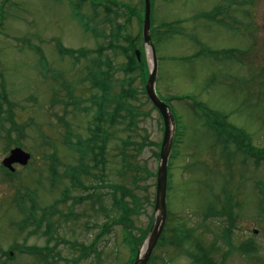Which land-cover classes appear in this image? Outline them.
I'll use <instances>...</instances> for the list:
<instances>
[{
    "label": "rangeland",
    "instance_id": "1",
    "mask_svg": "<svg viewBox=\"0 0 264 264\" xmlns=\"http://www.w3.org/2000/svg\"><path fill=\"white\" fill-rule=\"evenodd\" d=\"M115 1L120 14L110 23L102 8L95 16L88 1L78 9L71 0H0V81L6 95L0 115V264H128L133 253L126 232L139 236L142 230L146 235L138 252L145 251L155 219L163 122L143 93L152 66L151 48L144 46L140 31L143 0ZM150 2L155 89L170 108L175 130L177 126L184 134L170 152L163 228L181 226V234L193 229L180 245L163 240L156 248L157 241L150 264H200L189 254H197L198 247L209 250L216 263L224 258V264H264V0ZM217 8L224 13L222 20L201 18ZM118 24L124 34L115 38L120 47L113 50L109 32ZM125 36L133 41L141 36L136 42L146 60L144 80L140 69L126 70ZM61 48L88 53L77 60ZM106 57L113 68L111 95L132 92L127 108L138 114L130 127L123 118L126 110L115 116L114 124H101L105 187H99L100 168L94 167L89 151L85 163L92 165L93 176L81 175V186L71 178L79 153L66 140L74 145L89 136L97 110L93 101L101 88L83 81L85 68L89 61L95 65ZM9 113L16 127L8 133L12 123L3 117ZM225 126L239 134L226 135L229 143L219 131ZM15 147L31 158L27 165H15L14 175L8 176L1 160ZM54 168L59 174L55 182ZM110 183L124 185L132 195L123 198L134 211L126 223H119L122 210ZM115 197L121 198L119 192ZM19 198L23 208L36 207V220L43 218L41 209L48 214V222L35 233H30L34 226L29 222L20 228L18 221L26 212L14 205ZM225 203L233 206L232 213L210 215ZM46 225L56 228L60 242L45 234Z\"/></svg>",
    "mask_w": 264,
    "mask_h": 264
},
{
    "label": "trees",
    "instance_id": "2",
    "mask_svg": "<svg viewBox=\"0 0 264 264\" xmlns=\"http://www.w3.org/2000/svg\"><path fill=\"white\" fill-rule=\"evenodd\" d=\"M75 1H76V7L79 9L81 2L86 1V0H75ZM89 1L91 4L90 7H91L93 14L95 16H97L99 13V8H102V10H104L106 12V15L104 16L105 19L110 23H112L113 19H116L120 14L119 4L115 0H104L101 3H99L95 0H89ZM112 7H115V9H112ZM204 18L206 20H213L214 16L211 13V14L205 15ZM170 27L171 26H163V28L167 29V31H172L173 28H170ZM123 32H124V27L122 25H119V24L110 29L109 36L111 37V35H112L111 40L113 41L112 43H110V45H111V48L113 50L120 47V46L118 47V45H116L115 38L121 37L120 34H123ZM95 33H96V31L93 32V34H95ZM123 38L127 42V46H125L127 48L125 49V52H124V54L128 56V62H127L128 64L126 65V70H127V72L130 73V72L135 71L136 69H140L141 70V72H140L141 77L144 80V75H145V71H146V60H145L142 45L137 46V42H136L138 40H141V36H139L138 38H135L134 41H133V39L127 38L126 36ZM107 46L109 47V45H107ZM101 48H102V50H104L105 46H101ZM136 48L140 51V60H138L134 54V51ZM61 50L64 54H67L70 56L76 55L77 60H78V57H85L88 53V51L85 49L84 50L83 49L71 50V49H67V48H61ZM98 54L101 55V53H98ZM95 65H93V63L90 61L87 63L86 68H85V70H86L85 76L83 78V81H88V83L90 84L91 87L97 88V89L101 88V94L98 97H96L95 100L93 101V105L97 109V110L95 109L96 111L94 112V117H93V123L94 124H93V126H91L90 128L87 129L89 132V136L86 139L78 140L77 142L75 141L74 145H73L70 142L69 137H67L66 144L72 145V148L75 149L79 153V160L78 161L80 164L77 166V169L75 170V175H72V177H71L73 184H78V185L83 186V184L80 181V176L83 174L93 176L92 172L90 171V169L92 168V165H88L85 163V156H86L87 152L89 151L92 154L91 158L93 160L94 167L100 168V174L96 176V179L98 181H100L99 187H105V185L103 183V181L105 180V177H106V173H105V169H104L105 164H106L105 159H104L105 152H104V146L98 144V141L100 139H102V126H101V124L105 123L107 121L111 124H114L115 116L116 115L122 116V115H120V112L122 110L123 111L126 110L125 115H123V118L129 119L127 126L130 127L131 125H134L138 113L135 112L133 109L127 108V106L130 107L129 104L127 103V100L129 97L133 96L132 92H130V91L127 92V91L123 90V91H121L120 94H117L115 96V98L111 95V79H112L111 78V73H112L111 71L113 68L111 65V61L108 59V57H106L103 60V62L95 63ZM102 65H104L103 68H101ZM102 69H104V70H102ZM108 69L110 70V73H108V71H109ZM107 81L109 82L108 85H110V88H108ZM144 82L145 81H143V84H144ZM2 91H3V85H2V82L0 81V112H1L0 115H2L4 113V111L2 110V107H1V100H2V98L5 99L4 97L6 96L5 93ZM143 93L145 94L144 88H143ZM184 98L191 99V97H189V96H186ZM181 99H183V98H181ZM113 102L115 103L113 111L111 110L112 112L111 111L107 112V107L110 104H112ZM195 106L199 107V104H195ZM207 113L209 114L208 111H207ZM11 116H12V114L9 113L8 117H3V118L8 119V118H11ZM9 121H11L12 125L8 129V131H7L8 133L10 132L11 129H13V127H16L15 123L12 122V120H9ZM175 121L177 122L176 118H175ZM210 124L212 126H214L217 123L214 121H211ZM224 128H226L228 130V128L226 126ZM215 129H217V128H215ZM226 129H223V127H221V129L219 130L222 133L221 136L224 137V135H230L229 133H226L228 131L225 132ZM183 135H182L181 129L176 126L174 140H173V147L176 146V144L181 143ZM226 138H227V136H226ZM158 154L159 153L157 152V156H158ZM172 157H174V153L171 154V158ZM4 171L7 173L8 176L14 175V174L6 171V170H4ZM51 172H52V170H51ZM52 175H53L54 182L57 181L58 180L57 176L59 174L56 173L55 168H54V174L52 172ZM54 185H55V183H54ZM109 186L111 189H113V192H110V193L112 196H114L115 204L117 206H119V208L122 210V217H121V220L119 223H122V222L126 223L128 216L130 215L131 212L133 213L134 211L127 206V204H126V202H124L123 198L126 196H132V195L129 194L128 189L124 185L110 183ZM85 189H88V188H85ZM94 192L97 193L96 191H94ZM116 192L117 193L119 192V194L121 196V198L118 200L115 197ZM65 195L66 194H64L62 196V198H64ZM96 196H99V195L97 194ZM133 202H134L135 207H140V204L138 203L137 200H133ZM232 208H233V206H228L225 203V205L223 207H221L218 211L211 209L210 215H213V216L216 215L218 217H221L225 213L226 214L232 213ZM29 211L30 212H29V215L26 216L28 218H27V221H25V223L29 222V224L33 225L34 229L30 233H35L36 229H38V227L42 223H44L45 220H46V222H48L49 217H47L48 214H47L46 210L41 209L40 212H41L43 218L40 221L36 220V216H35L36 207L33 204L29 208ZM56 211L57 210H55V212ZM44 215L46 216V218H44ZM61 215L63 216V218L65 220H67V214H61ZM25 223L24 222L22 223L23 228H24V226H26ZM166 226H167V224H166ZM86 228L89 229V226H86ZM104 228H106V227H104ZM104 228H102V231L104 230ZM176 228H178V229H176ZM125 230L128 231L127 228ZM192 230L193 229H186L181 234V232L183 231V227H181V226H179V227L174 226V227H168V228L166 227V228H164V230L162 231V233L160 235V238L158 240V246H156V248H158L161 243H164L165 240L169 241L173 245H180L182 242H185V241L190 239V235H191ZM167 231H169L171 233V237H168V238L165 237ZM126 233H127V241L126 242L129 246H131V252L133 253L131 260H129L127 263L131 264L132 259L135 256L137 249L142 244V241L146 235V232H144V230H142L139 236L130 235L129 232H126ZM45 234L50 235V237L52 239H55L56 240L55 244L60 242L58 240L57 236H54L55 234H57L56 228H54L53 232H52V230L49 227H47ZM97 237H98V235H97ZM60 240L65 244L70 243V242H67L63 238H61ZM38 249L39 248H35V247L32 248V250H38ZM41 250L42 249H39L40 252H41ZM196 251L198 252L197 254H194L191 251L189 252L190 256L193 258V262H195V263L224 264V258L220 259V261L218 263H216L212 259L209 250H205V249L198 247L196 249ZM155 257H156V255H154L152 253V255L150 256V259L148 261V264H150V262L154 261Z\"/></svg>",
    "mask_w": 264,
    "mask_h": 264
},
{
    "label": "water",
    "instance_id": "3",
    "mask_svg": "<svg viewBox=\"0 0 264 264\" xmlns=\"http://www.w3.org/2000/svg\"><path fill=\"white\" fill-rule=\"evenodd\" d=\"M150 0H144V20H143V43L144 46L151 48L152 66L149 69L148 79L145 84V92L150 103L158 110L163 121V136L159 151V164L156 173V191L154 212L155 219L152 223V229L146 236L145 251L137 253L133 264H147V261L158 241V238L163 229L166 218V189H167V164L172 149L174 138L175 122L171 114L169 106L161 101L155 91V80L157 74V59L155 50L150 40ZM136 56L139 59V52L136 51ZM30 155L20 148H14L9 155L3 159L2 165L14 171L12 165L17 163L22 166L28 163Z\"/></svg>",
    "mask_w": 264,
    "mask_h": 264
},
{
    "label": "flooded vegetation",
    "instance_id": "4",
    "mask_svg": "<svg viewBox=\"0 0 264 264\" xmlns=\"http://www.w3.org/2000/svg\"><path fill=\"white\" fill-rule=\"evenodd\" d=\"M246 135V137H247V134H245Z\"/></svg>",
    "mask_w": 264,
    "mask_h": 264
},
{
    "label": "bare ground",
    "instance_id": "5",
    "mask_svg": "<svg viewBox=\"0 0 264 264\" xmlns=\"http://www.w3.org/2000/svg\"><path fill=\"white\" fill-rule=\"evenodd\" d=\"M150 61H151V58H150Z\"/></svg>",
    "mask_w": 264,
    "mask_h": 264
}]
</instances>
